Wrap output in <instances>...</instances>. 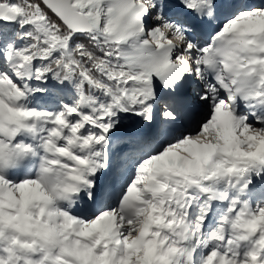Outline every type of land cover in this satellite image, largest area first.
I'll use <instances>...</instances> for the list:
<instances>
[{"label":"snow or ice","instance_id":"snow-or-ice-1","mask_svg":"<svg viewBox=\"0 0 264 264\" xmlns=\"http://www.w3.org/2000/svg\"><path fill=\"white\" fill-rule=\"evenodd\" d=\"M0 264H264V0H0Z\"/></svg>","mask_w":264,"mask_h":264}]
</instances>
